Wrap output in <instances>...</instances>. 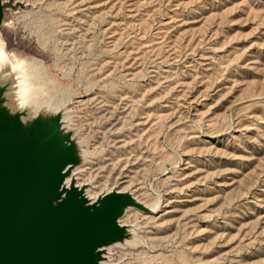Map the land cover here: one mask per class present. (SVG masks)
Returning a JSON list of instances; mask_svg holds the SVG:
<instances>
[{"label": "rangeland", "instance_id": "obj_1", "mask_svg": "<svg viewBox=\"0 0 264 264\" xmlns=\"http://www.w3.org/2000/svg\"><path fill=\"white\" fill-rule=\"evenodd\" d=\"M0 51L67 102L88 194L129 189L123 264H264V0H17Z\"/></svg>", "mask_w": 264, "mask_h": 264}, {"label": "water", "instance_id": "obj_2", "mask_svg": "<svg viewBox=\"0 0 264 264\" xmlns=\"http://www.w3.org/2000/svg\"><path fill=\"white\" fill-rule=\"evenodd\" d=\"M27 4L0 0V25ZM24 69L0 51V264H123L110 247L136 229L121 222L127 210L156 214L129 189L88 194L76 169L88 160L70 126L67 102L36 105ZM35 97V96H34Z\"/></svg>", "mask_w": 264, "mask_h": 264}]
</instances>
